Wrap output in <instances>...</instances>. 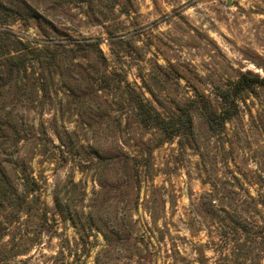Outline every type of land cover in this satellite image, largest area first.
<instances>
[{"label":"rangeland","instance_id":"374dc122","mask_svg":"<svg viewBox=\"0 0 264 264\" xmlns=\"http://www.w3.org/2000/svg\"><path fill=\"white\" fill-rule=\"evenodd\" d=\"M242 73L264 0H0V264H264Z\"/></svg>","mask_w":264,"mask_h":264},{"label":"trees","instance_id":"16d2710c","mask_svg":"<svg viewBox=\"0 0 264 264\" xmlns=\"http://www.w3.org/2000/svg\"><path fill=\"white\" fill-rule=\"evenodd\" d=\"M255 83H260L261 85L264 86V76L259 77L256 75V78H249L245 73H242L238 76L237 80L234 82V86L236 88L235 91L238 92L241 89L248 88ZM219 95H220L221 101H223V103L235 104V101L230 96L233 94H231V93L229 94L228 91L222 92ZM0 173H1V169H0ZM6 195L7 194H6L5 190L3 189V187L0 184V205L5 204ZM12 196H13L12 198H14V200L18 201V203H21L22 196L20 194L13 192Z\"/></svg>","mask_w":264,"mask_h":264}]
</instances>
